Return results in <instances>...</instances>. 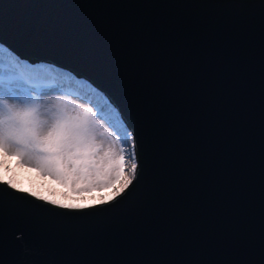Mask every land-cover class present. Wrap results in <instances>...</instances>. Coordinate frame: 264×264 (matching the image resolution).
<instances>
[{
	"label": "water",
	"instance_id": "95a60500",
	"mask_svg": "<svg viewBox=\"0 0 264 264\" xmlns=\"http://www.w3.org/2000/svg\"><path fill=\"white\" fill-rule=\"evenodd\" d=\"M0 35L108 95L142 170L81 209L3 194L0 264H264V0H0Z\"/></svg>",
	"mask_w": 264,
	"mask_h": 264
},
{
	"label": "snow or ice",
	"instance_id": "6c2138e0",
	"mask_svg": "<svg viewBox=\"0 0 264 264\" xmlns=\"http://www.w3.org/2000/svg\"><path fill=\"white\" fill-rule=\"evenodd\" d=\"M0 41H4L2 35ZM4 50L0 45V52ZM4 63L0 59V64ZM64 75L54 67H33L19 56H11L0 76V150L54 176L88 185H105L120 175L121 185L109 199L122 197V194L126 197L132 191L130 186L134 187V182L138 183L142 175L135 150L136 137L130 125L108 95L84 81H76L77 91H83L80 98L94 105L95 111L91 107H70L65 96L75 93L68 92L58 80ZM45 96L49 99H43ZM102 122L118 134V149L111 145L105 148L106 133L100 130ZM0 186H3L0 187V205L5 193H28V189L3 174H0ZM30 195L67 209L84 207L48 201L47 196L36 192Z\"/></svg>",
	"mask_w": 264,
	"mask_h": 264
},
{
	"label": "trees",
	"instance_id": "16d2710c",
	"mask_svg": "<svg viewBox=\"0 0 264 264\" xmlns=\"http://www.w3.org/2000/svg\"><path fill=\"white\" fill-rule=\"evenodd\" d=\"M3 47L5 50L0 52V59H3L5 61L3 67L6 68L7 61H9L11 56L13 54L16 56L19 55H17L15 52L10 50L6 46L3 45ZM20 59L21 61H27V63L33 67L41 65L46 67H54L60 72L64 73L65 75L58 77V80L64 84L68 92L75 93L73 94L75 96L81 97L83 95V91H77L78 86L76 85V81H84L87 82L88 85H91V87L97 88L93 86L90 82H88L85 78L76 76L71 71L55 66L49 62L38 60L32 63L28 60V58L20 57ZM97 90L100 91L98 88ZM84 91H87V89H85ZM112 131L115 133L113 129ZM0 162H3L0 163V169H2L7 174L6 178L13 179L15 183L28 189L29 192H36L38 194H41L42 196H47L48 198H50L49 196L59 197V195L63 194L69 196L67 198L69 200L73 199L71 197H75L89 202L90 200H95L97 198L102 197L103 195L112 196L114 190L119 189L122 182V176L118 175L114 180L110 181L108 184L105 185H88L85 182H77L76 184H71L69 179L61 176H54L51 172H46L43 169L23 168L18 160L6 157L5 155H3V157H0ZM21 167L24 170L21 169ZM19 169L24 171L23 173H21V175L18 174Z\"/></svg>",
	"mask_w": 264,
	"mask_h": 264
},
{
	"label": "rangeland",
	"instance_id": "374dc122",
	"mask_svg": "<svg viewBox=\"0 0 264 264\" xmlns=\"http://www.w3.org/2000/svg\"><path fill=\"white\" fill-rule=\"evenodd\" d=\"M3 69H4L3 64H0V76H2V74H3ZM50 95H62V93H51ZM43 99L46 100V99H49V97L45 96V97H43ZM65 99L70 101V105H69L70 107H72V106H79L80 108L91 107V108H93V111H95L94 105L89 104L87 102V100L81 99L78 96L69 95V96H65ZM97 119H99V117H97ZM100 130L106 133L105 137H103L105 148H107L109 145H111L114 149H118L120 147V141L118 140V134L114 133L107 123L102 122ZM127 151H128V149L126 148V152ZM3 155H5L6 157H9V158H14V159L18 160L20 162V165L23 168L37 169L36 167H33L32 165L24 164L20 160L19 157L6 154L2 150H0V157H3ZM22 167H21V169H23ZM21 169H19V173H18L20 175H21V173L24 172L23 171L24 169L23 170H21ZM0 173H2L3 175H5L7 177V174L2 169H0ZM69 181L71 182V184H76L77 182H82V181H73L72 179H69ZM30 193H31V191H30ZM49 197L50 198H48V201L57 200V201H60L61 205L80 204V205H84V207H86V206L95 205L97 203H101V201H103V202L108 201L109 197H111V196L103 195L102 197L97 198L98 200L93 199V200H90L89 202H87L83 199H80V198H75V197H71L73 199L69 200V199H67L69 196H66L63 194L59 195V197H53V196H49ZM51 197H52V199H51Z\"/></svg>",
	"mask_w": 264,
	"mask_h": 264
}]
</instances>
